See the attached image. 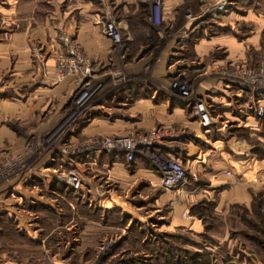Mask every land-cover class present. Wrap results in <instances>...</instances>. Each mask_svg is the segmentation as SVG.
I'll return each mask as SVG.
<instances>
[{
  "label": "rangeland",
  "instance_id": "1",
  "mask_svg": "<svg viewBox=\"0 0 264 264\" xmlns=\"http://www.w3.org/2000/svg\"><path fill=\"white\" fill-rule=\"evenodd\" d=\"M199 2L178 0L157 25L149 0H0V164L24 163L0 184V264H264V0H228L216 15L214 0ZM197 91L213 104L209 132L193 127L189 139L181 123L144 122L142 133L166 134L158 152L119 153L114 168L103 141L138 134L144 108L133 102L191 112ZM116 116L123 131L87 129ZM169 138L175 151L219 147L228 159L189 165L167 189L154 160L173 157Z\"/></svg>",
  "mask_w": 264,
  "mask_h": 264
},
{
  "label": "built area",
  "instance_id": "2",
  "mask_svg": "<svg viewBox=\"0 0 264 264\" xmlns=\"http://www.w3.org/2000/svg\"><path fill=\"white\" fill-rule=\"evenodd\" d=\"M149 1L152 5L151 19L155 24L160 25L163 20V0ZM227 2L228 0H214V4L211 5V9L214 14L216 15L217 11L223 10L226 7ZM105 35L116 48L123 45L121 31L114 22L108 21L105 23ZM183 92L188 93L190 99H192L190 92ZM194 112L201 125L210 127L214 126V117L210 106L203 98L197 97L194 101ZM74 114L75 113H73L72 116ZM259 114H264L263 106L259 108ZM56 130L47 135V141L50 140L52 143L53 139L56 140V138H58V135H60V129ZM165 136L166 134L164 131L154 128L147 133H138L136 135H116L114 137L106 138L103 141V146L105 150H108V152L116 154L124 153L126 160L128 162H133L136 161L138 157L150 156L157 153L159 150V147L157 146L163 143ZM154 161L156 163L158 161L159 170L162 173L161 184L165 188L176 189L185 184L188 177L187 169L179 159L174 157H164L162 161H160V159H155ZM21 163L23 167V161H17V159H14L13 157H8L4 162H2L0 164V184L12 173H14L15 169L18 168Z\"/></svg>",
  "mask_w": 264,
  "mask_h": 264
},
{
  "label": "crops",
  "instance_id": "3",
  "mask_svg": "<svg viewBox=\"0 0 264 264\" xmlns=\"http://www.w3.org/2000/svg\"><path fill=\"white\" fill-rule=\"evenodd\" d=\"M177 1L178 0H164V4H165L164 10H163L164 18L166 16L165 15L166 13L172 14V11L175 10V8L177 6ZM207 1L208 0H201V3L199 2V7L202 8L203 4L204 3L206 4ZM231 86L232 85L230 83L226 84L227 88L231 87ZM197 94L199 97L206 99L203 91L202 92L197 91ZM180 95H181V93H180ZM183 98H185V97H183ZM152 102H153V100H151V99H143V100L135 101L132 103V105H131L132 109L144 108V111H142L144 115L141 117V121L137 122V124H138L137 129L139 128V130H137L136 132H138V133L144 132V130L141 129L144 125V122H146L149 125L150 124H157V126H160L162 128L164 127V129H166L167 131L173 130L172 129V127L174 126L173 124L181 123L183 128H184V133L186 134V136L189 139H190V137H193V136L198 137L197 133H194V131L191 130L193 127H195L196 129L199 128L204 132H209V131H205L202 128L200 121L198 120V117H196L197 119H195L194 121L191 120V118H193L196 114L194 112V105H193V110L191 112L189 111L190 110L189 109L190 102L188 103V105H185V106H183L178 101H172V100H167V102L162 101L158 105H156ZM212 105L213 104H211L209 102V106L212 107ZM156 109H158L159 111L156 112ZM112 114H114V113H111V115ZM116 114H118V113H116ZM134 115L135 114H132L131 116H134ZM98 121H99L98 123H100V125L96 126L93 123L87 129L90 130L91 132L104 131V132L114 133V132H118V131H123L125 129V123H127L123 118H120L119 116H116L115 121L112 122V123H114L115 126L107 127L106 124L108 122L105 119L99 118ZM94 122H96V120ZM170 136H172V133L169 134V137ZM171 141H172L171 138L166 139L165 144L163 145L164 149L170 155H172L174 158L179 159L185 165L186 169L189 165H191V166L195 167L197 170H200L204 165L208 167V165H210L209 162H214V161L216 162L217 159H221V158L226 159L227 158L219 147H216L215 150H212L209 152H204V151H200V150H194L192 148V146L188 145V148L186 147L187 149L184 148L182 151H178V150L175 151L172 148V146L170 145ZM193 155H195V158L191 159ZM111 156L114 157V161H113L114 168L116 166L122 165V163L119 162V159H118V158H120L119 154H113ZM221 163H219L220 164L219 166H221ZM228 164H229L228 166H230L231 164H234V161L229 160ZM139 171L140 172L145 171V172H147V175H149V177L157 180L155 175L152 174L153 171L151 170L150 167L142 168ZM229 191L232 193H235L239 196L241 194L242 195L244 194L243 189L239 186L238 187L233 186L230 190H227L226 193H228Z\"/></svg>",
  "mask_w": 264,
  "mask_h": 264
},
{
  "label": "bare ground",
  "instance_id": "4",
  "mask_svg": "<svg viewBox=\"0 0 264 264\" xmlns=\"http://www.w3.org/2000/svg\"><path fill=\"white\" fill-rule=\"evenodd\" d=\"M89 86H86L85 87V89H84V91H82L83 93H82V95L79 97V99H78V101H77V104L80 106V107H82V106H84L87 102H88V100L90 99V97H91V95L93 94V92L94 91H92L90 94H86V92H89L90 91V87L88 88ZM182 94L184 95V97L185 98H190V96H189V94L188 93H186V92H182ZM87 97V98H86ZM86 98V99H85ZM82 99H85L83 102H81L82 101ZM69 118H72V117H69ZM216 121H215V119H214V122L213 123H215ZM67 123H68V120H67ZM66 122H64V124H67ZM202 126V128L205 130V131H210L212 128L210 127V126H205V125H201ZM57 129H59V128H57ZM61 130V129H60ZM65 130V126L63 125L62 126V130H61V133H59V134H62V132ZM57 131V130H56ZM59 136V135H58Z\"/></svg>",
  "mask_w": 264,
  "mask_h": 264
}]
</instances>
